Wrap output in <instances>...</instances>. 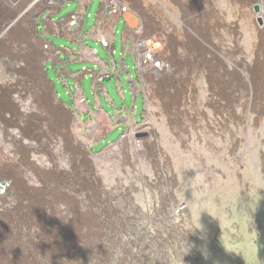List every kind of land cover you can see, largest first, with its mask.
I'll list each match as a JSON object with an SVG mask.
<instances>
[{
  "label": "rangeland",
  "instance_id": "374dc122",
  "mask_svg": "<svg viewBox=\"0 0 264 264\" xmlns=\"http://www.w3.org/2000/svg\"><path fill=\"white\" fill-rule=\"evenodd\" d=\"M120 1L129 11L115 26L117 64L98 40L112 31L93 30L102 0L89 3L78 43L50 37L109 63L47 62L57 96L39 68L27 70L36 83L9 84L0 63V264H264V83L251 70L264 67V0L249 9L245 0H186L181 9ZM77 5L66 2L56 21ZM205 59L227 84L221 114L209 104ZM46 191L48 201L53 191L72 196L78 209L46 204L49 232L71 235L80 212L93 219L58 261L31 220L30 202Z\"/></svg>",
  "mask_w": 264,
  "mask_h": 264
},
{
  "label": "crops",
  "instance_id": "0c3cea01",
  "mask_svg": "<svg viewBox=\"0 0 264 264\" xmlns=\"http://www.w3.org/2000/svg\"><path fill=\"white\" fill-rule=\"evenodd\" d=\"M66 1L76 2L80 9H83L88 2V0ZM61 7L56 0H0V63L11 70L12 80L9 84L15 77L16 67L21 64L23 69L17 76V82L24 84L36 83V77L30 74L28 69L37 67L42 70V67L49 61L54 64H67L68 62H76L74 58L76 57L80 61L93 60L104 66L109 65L108 61L102 60L96 55V50L89 47H81L72 51L66 46H56L51 42L50 37L57 36L78 43L79 33L83 32V29L80 28L81 24L72 23L71 20L56 21L55 15L61 11ZM125 16L126 13H119L114 17L107 14L105 8H101L93 30L97 29L99 32H104L107 27L112 31L111 35L107 33L113 42L118 19L125 18ZM105 50L111 59H109L110 66L115 65L111 45L105 47ZM69 53L71 57L67 61L60 59L62 55L67 56ZM123 60L124 58L120 61L125 64Z\"/></svg>",
  "mask_w": 264,
  "mask_h": 264
},
{
  "label": "bare ground",
  "instance_id": "6f19581e",
  "mask_svg": "<svg viewBox=\"0 0 264 264\" xmlns=\"http://www.w3.org/2000/svg\"><path fill=\"white\" fill-rule=\"evenodd\" d=\"M174 4H178L180 6V9L181 8H184L187 4H186V0H171ZM197 5L199 7L203 6V8L205 7L206 5V0H194ZM249 0H245V1H241L242 3V9L244 8H248L249 9ZM177 5V6H178ZM196 5V6H197ZM199 9V8H198ZM204 10H208V8H205ZM208 13V12H207ZM162 21V20H161ZM199 27L203 30V32H205V34L207 36H212V35H216L217 34V31L214 30V28H208L207 25L204 24V22L202 24H198ZM161 26H163V24H161ZM164 30V29H163ZM162 30V31H163ZM166 30H169L168 28H166ZM165 31V30H164ZM169 33V31L167 32ZM174 34V33H173ZM167 35V34H166ZM170 35V33H169ZM169 37V36H168ZM171 41V40H170ZM207 42V41H206ZM209 42V40H208ZM141 44L143 45V42H141ZM263 47V46H262ZM174 48V47H173ZM198 51V50H197ZM210 51V50H209ZM196 52V51H195ZM208 53V52H207ZM197 54V53H196ZM201 55V54H200ZM197 57V56H196ZM195 57V58H196ZM206 58V57H205ZM200 59V58H199ZM181 62V61H180ZM197 62V61H196ZM200 62V61H199ZM198 62V63H199ZM204 62V63H203ZM203 62V66L206 64V68L208 70V82L210 84V88H211V96H210V99H209V102H210V106H212L213 108H215V110H218V113H219V110L220 109H224V108H228L230 107L229 105L226 106V107H222L221 105V102H220V99L221 97H224L226 95V86L227 84L225 83L226 81H224L219 73V70L216 69V68L213 66L212 64V61L211 60H208V59H205ZM178 64V63H177ZM161 67L163 68L165 66V63H161L160 64ZM185 67V66H184ZM190 67V66H188ZM195 67V65H194ZM193 67V68H194ZM196 68V67H195ZM158 70V68H157ZM194 70V69H193ZM191 70V71H193ZM199 70V69H198ZM253 71V74H254V77H255V80H257L258 76H261L262 78L261 79V83H264V67H254V69H251ZM260 81V80H259ZM260 83V84H261ZM264 85V84H263ZM239 86V85H238ZM40 92L43 90L42 89V86L40 87ZM262 90L264 88H261ZM262 90L260 91V93H262ZM44 92L43 95H40L38 94L37 96L40 97V98H43L44 100H46L49 95H47V93L45 91H42V93ZM177 92V91H176ZM160 94V93H159ZM180 92H178L174 97H173V102L171 101L172 103V106H174V104L177 102L179 96H180ZM170 103V102H169ZM168 103V104H169ZM170 105V104H169ZM173 108V107H172ZM220 108V109H219ZM54 109V108H53ZM167 109V108H166ZM222 109V110H223ZM217 114V113H216ZM217 157V156H216ZM87 163V162H86ZM183 170V169H182ZM50 191V190H49ZM52 193V192H51ZM50 193H48V191L44 192L43 195H40L38 199H36V203L35 204L37 207H34V203L35 202H30L33 204V210H31V220L34 218V216H36L39 220V224L38 226H40L42 228V232L44 234V237L42 236V238L44 239V248L47 249L48 251V255L50 256V258L54 261H58V259L60 258V254H63L66 252V245L67 243H70V242H73V240H75L79 234V232H77L78 230V226L79 224H86V225H91L92 222H93V219L91 218V215L89 214H83V213H79L78 214H75V223H77V228H76V231L73 232V233H70L71 235H63L62 233L60 234H57V232H49L47 230V224H48V218L46 216L43 215V210L45 209L46 207V204H50V203H67V205H69L71 207V209H73L75 212L77 209V203L76 202V199H74L72 196H69V195H66L65 193H61V192H55L53 191L52 193V199L51 201H48L46 200V197L49 195ZM31 199V198H30ZM33 200V199H32ZM54 205V204H53ZM51 208V206H50ZM55 208V207H54ZM36 210V211H35ZM42 210V211H41ZM39 211L42 212L39 213ZM78 212V211H77ZM36 219V218H35ZM30 220V221H31ZM74 228V227H73ZM57 229V228H56ZM80 236V235H79ZM63 239H67V242H64ZM54 241L55 244H57V249H51V246L48 248L49 245V242ZM50 250V251H49ZM24 260V259H23Z\"/></svg>",
  "mask_w": 264,
  "mask_h": 264
},
{
  "label": "water",
  "instance_id": "95a60500",
  "mask_svg": "<svg viewBox=\"0 0 264 264\" xmlns=\"http://www.w3.org/2000/svg\"><path fill=\"white\" fill-rule=\"evenodd\" d=\"M63 1V0H62ZM91 1L92 0H88V2L85 4V6H84V8L83 9H80L79 7L77 8V10L75 11V12H72L71 14H69L67 17H65L64 19H62V20H60L61 22H66V21H70L74 16H76V15H80L81 16V26H80V28H81V30L83 29V26H84V24H85V19H86V14H87V11H88V9H89V3H91ZM66 2H68V1H64V3H63V5L66 3ZM63 5H62V7H63ZM132 5V7H131V9L133 10V12H135V13H137V14H139V12H140V10H139V8L136 6V5H134V3L133 4H131ZM62 7H61V9H62ZM101 8H103V3H102V5H101V7H100V9H99V11L97 12V16L100 14V11H101ZM259 7H258V5L256 6V9H258ZM118 20H120V18L118 19ZM79 24V25H80ZM115 39V38H114ZM114 50H115V45H114V40H113V42H111V51L114 53ZM22 69H23V67H22V64L21 65H18L17 67H16V69H15V77L13 78V81L10 83V84H16L17 83V81H18V78H17V76L22 72ZM41 78H42V80H44L46 83H49L50 84V89H49V91L50 92H53L54 93V95H56L57 96V93H56V88H55V84L53 83V82H51L49 79H48V71H47V69L45 68V66H43L42 67V72H41V76H40ZM41 80V81H42ZM42 93V92H41ZM20 95H22V97L23 98H25V95L24 94H20ZM61 102V101H60ZM20 129H22V127L20 126L19 127Z\"/></svg>",
  "mask_w": 264,
  "mask_h": 264
},
{
  "label": "built area",
  "instance_id": "2783aa9c",
  "mask_svg": "<svg viewBox=\"0 0 264 264\" xmlns=\"http://www.w3.org/2000/svg\"><path fill=\"white\" fill-rule=\"evenodd\" d=\"M58 5L62 6L65 0H56ZM103 8L106 9V13L112 16H117L119 13H126L129 11V6L123 4L120 0H102ZM72 23H81V16L76 15L71 19ZM101 42L105 47H110L111 45V37L110 36H102ZM109 75H102L100 80L103 81L105 77ZM7 190L6 184L3 182L0 183V195L4 194Z\"/></svg>",
  "mask_w": 264,
  "mask_h": 264
},
{
  "label": "flooded vegetation",
  "instance_id": "af4514ba",
  "mask_svg": "<svg viewBox=\"0 0 264 264\" xmlns=\"http://www.w3.org/2000/svg\"><path fill=\"white\" fill-rule=\"evenodd\" d=\"M207 78H208V76H207ZM44 94V92L43 93H41V95H43ZM39 95H40V93H39ZM211 96V95H210ZM209 104H210V102H209ZM225 109V108H224ZM218 113V112H217ZM222 112H219V114H221ZM216 114V113H215Z\"/></svg>",
  "mask_w": 264,
  "mask_h": 264
}]
</instances>
